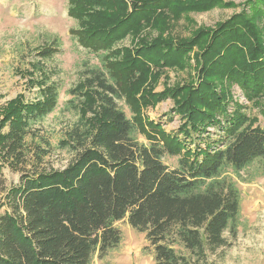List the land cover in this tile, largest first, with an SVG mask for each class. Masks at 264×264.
Listing matches in <instances>:
<instances>
[{
  "label": "trees",
  "instance_id": "16d2710c",
  "mask_svg": "<svg viewBox=\"0 0 264 264\" xmlns=\"http://www.w3.org/2000/svg\"><path fill=\"white\" fill-rule=\"evenodd\" d=\"M70 2L73 12L94 7L93 23L76 36L102 51V67H90L69 92L77 120L57 143L72 156L63 169L43 168L51 144L34 129L59 97L41 63L31 65L34 98L0 107V172L20 173L0 201V264H92L120 246L115 224L122 220L145 234L153 264H210L237 235L236 181H251L242 174L255 164L264 176V130L227 87L236 85L248 103L263 94L264 0H245L239 13L188 40L159 37L115 52L108 45L138 36L165 9L201 12L216 0ZM56 47L40 56L50 58ZM190 61L195 81L154 92L165 70ZM165 99L181 121L174 134L141 113Z\"/></svg>",
  "mask_w": 264,
  "mask_h": 264
},
{
  "label": "rangeland",
  "instance_id": "374dc122",
  "mask_svg": "<svg viewBox=\"0 0 264 264\" xmlns=\"http://www.w3.org/2000/svg\"><path fill=\"white\" fill-rule=\"evenodd\" d=\"M71 0H0V107L18 96L32 99L37 87L31 88L29 75L31 65L41 63L59 89L56 108L34 129L40 137L48 139L51 151L43 164L45 169H63L71 159L67 150L58 148L57 143L64 131L77 120L75 106L77 99L70 94L86 71L92 66H100V53L86 49L78 42L77 34L93 23V6L70 11ZM183 4L186 0H180ZM245 0H216L204 11L189 10L179 12L175 7L165 9L158 20L144 23L138 36L128 34L121 40L108 45L110 51L134 48L139 41L149 43L156 38L188 40L200 29H212L232 15L239 13ZM76 36V37H75ZM58 43V48L50 58L40 53ZM113 52V53H114ZM192 54L190 53L189 57ZM44 59V60H43ZM189 67L164 71L154 92L181 86L195 81ZM233 101L243 104L246 115L264 130V90L253 103H248L234 84H227ZM73 100V103L69 101ZM127 117L131 113L124 102H118ZM172 99H165L153 107L141 108L144 120H150L168 133H176L181 125L174 112ZM215 138V137H214ZM213 138V139H214ZM139 141L147 144L143 136ZM166 165L175 166L176 158L165 159ZM251 181H236L240 191V219L237 235L231 245L218 251L210 259V264H264V176L260 175L257 164L242 174ZM20 173L4 166L0 172V201L4 191L18 183ZM122 240L120 246L103 260L94 257L92 264H153L152 253L144 250L147 246L145 234L131 228L126 220L117 222ZM225 236H228L227 234Z\"/></svg>",
  "mask_w": 264,
  "mask_h": 264
}]
</instances>
